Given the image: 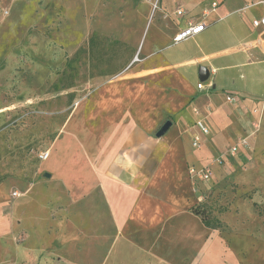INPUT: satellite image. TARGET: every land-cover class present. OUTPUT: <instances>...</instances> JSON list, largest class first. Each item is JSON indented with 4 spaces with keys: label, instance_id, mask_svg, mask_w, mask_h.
I'll list each match as a JSON object with an SVG mask.
<instances>
[{
    "label": "crops",
    "instance_id": "0c3cea01",
    "mask_svg": "<svg viewBox=\"0 0 264 264\" xmlns=\"http://www.w3.org/2000/svg\"><path fill=\"white\" fill-rule=\"evenodd\" d=\"M81 1L84 30L110 35L136 52L133 64L79 99L63 139L90 147L89 263L260 262L258 239L248 237L243 256L235 243L245 237L205 227L190 211L199 199L187 165L204 166L234 137L250 133L253 108L260 128L248 139L253 147L264 142V28L252 25L263 12L261 0ZM195 23L205 26L173 43L180 29ZM230 95L235 100L228 101ZM196 120L208 129L199 148L191 144ZM166 121L170 125L157 136ZM62 142L41 162L64 164ZM252 162L251 175L260 179L257 159ZM8 187V180L0 183V245L16 235L15 216L26 205L24 198L8 205Z\"/></svg>",
    "mask_w": 264,
    "mask_h": 264
},
{
    "label": "rangeland",
    "instance_id": "374dc122",
    "mask_svg": "<svg viewBox=\"0 0 264 264\" xmlns=\"http://www.w3.org/2000/svg\"><path fill=\"white\" fill-rule=\"evenodd\" d=\"M83 6L81 0H0V183L9 181L8 205L23 198L26 204L15 216L16 235L0 245L1 264H90V147L73 139L65 142L67 124L79 99L118 64L124 69L133 64L136 52L130 55L112 44V36L97 34L89 55L91 31L83 29ZM84 22L88 25L90 17ZM79 48L71 78L66 60ZM70 80L74 86L62 89ZM251 113V132H257L261 115L254 108ZM250 133L233 139L247 141L243 153L232 157L227 146L205 164L213 172L215 160L222 159L213 177L188 174L199 199L197 210L220 219L222 230L245 237L235 243L236 248L241 243L243 256L248 237L258 239V252L264 253V142L253 147ZM59 142L65 145L66 162H41L40 151L48 150L52 157ZM253 158L260 179L251 175ZM255 263L264 264V257Z\"/></svg>",
    "mask_w": 264,
    "mask_h": 264
},
{
    "label": "built area",
    "instance_id": "2783aa9c",
    "mask_svg": "<svg viewBox=\"0 0 264 264\" xmlns=\"http://www.w3.org/2000/svg\"><path fill=\"white\" fill-rule=\"evenodd\" d=\"M260 4L262 5L263 12L259 18L253 19L252 20V25L253 27H263L264 28V0L260 1ZM214 5V4H213ZM177 14H181V10L176 11ZM205 26L204 23H195V24H188L187 26L183 27L180 29L172 38L173 43H178L180 41H183L185 39L191 38L194 35H196L198 32H200L203 27ZM136 59V57H135ZM202 83L199 82L197 84V88L201 89L202 88ZM226 99L228 101H232L233 98L231 96H227ZM193 112L195 114L199 113V109L197 107L193 108ZM195 126L198 129V133L195 134L192 138L191 144L194 148H199L201 145V135L207 134L208 129L204 125V123L201 120H196L195 121ZM247 147V141L243 138H241L238 142L233 143L229 146V149L227 150V153L234 157L237 155L238 151L241 148ZM49 156V151L48 150H43L40 151L38 157L40 161H45ZM216 164L222 163V159L217 158L215 160ZM188 174L191 177H197L199 179H209L212 176V168L210 165H204L202 167H195V166H189L188 168ZM16 194V193H15Z\"/></svg>",
    "mask_w": 264,
    "mask_h": 264
},
{
    "label": "trees",
    "instance_id": "16d2710c",
    "mask_svg": "<svg viewBox=\"0 0 264 264\" xmlns=\"http://www.w3.org/2000/svg\"><path fill=\"white\" fill-rule=\"evenodd\" d=\"M96 36H97V34L93 32L90 34V36L87 39V50H88L89 55L92 53V51L95 50L94 43H95ZM111 42H112V44H116V45L121 46L124 50H128L130 55L132 54L133 49L130 48L126 43L118 41V40H111ZM79 52H80V48L75 51V53L73 54V56L71 58L66 60V66L69 69V71L73 70V75L69 74L71 76V78H74V76L76 75V70L74 69V67L71 66V62L75 59V57L78 55ZM128 57H129V55H128ZM125 60H127V58ZM118 65L119 66H117L113 70L114 72H111L112 75L120 72L125 67V65L123 66V64L121 65V67H120V64H118ZM104 74L105 73H102V72L98 73V75H104ZM73 86H74V81L70 80L63 85L62 89L71 88ZM1 180L2 179H0V181ZM189 209L193 214L197 215L201 219V222L203 223V225L205 227H208L211 229H219V230H222L224 228L223 222L220 219H218L217 217H214V216H210L208 213L203 214L202 212L197 210V207L195 206V204L192 205Z\"/></svg>",
    "mask_w": 264,
    "mask_h": 264
},
{
    "label": "water",
    "instance_id": "95a60500",
    "mask_svg": "<svg viewBox=\"0 0 264 264\" xmlns=\"http://www.w3.org/2000/svg\"><path fill=\"white\" fill-rule=\"evenodd\" d=\"M170 125L169 121H166L161 128L159 129V131L157 132V136H161L163 134V132L167 129V127ZM46 176H49L48 173H45Z\"/></svg>",
    "mask_w": 264,
    "mask_h": 264
}]
</instances>
